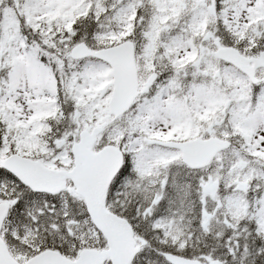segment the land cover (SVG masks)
Segmentation results:
<instances>
[{"label":"snow or ice","instance_id":"obj_1","mask_svg":"<svg viewBox=\"0 0 264 264\" xmlns=\"http://www.w3.org/2000/svg\"><path fill=\"white\" fill-rule=\"evenodd\" d=\"M0 264H264V0H0Z\"/></svg>","mask_w":264,"mask_h":264}]
</instances>
